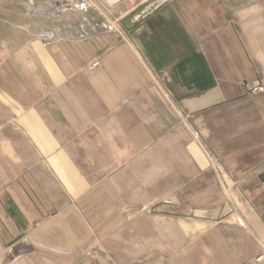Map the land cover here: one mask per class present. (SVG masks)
<instances>
[{"label": "crops", "instance_id": "0c3cea01", "mask_svg": "<svg viewBox=\"0 0 264 264\" xmlns=\"http://www.w3.org/2000/svg\"><path fill=\"white\" fill-rule=\"evenodd\" d=\"M49 34L0 52V264H264V0Z\"/></svg>", "mask_w": 264, "mask_h": 264}, {"label": "rangeland", "instance_id": "374dc122", "mask_svg": "<svg viewBox=\"0 0 264 264\" xmlns=\"http://www.w3.org/2000/svg\"><path fill=\"white\" fill-rule=\"evenodd\" d=\"M135 1L142 3L143 8L154 0ZM107 2L115 4L113 0H0V52L2 46L15 47L23 41L43 40L47 43L51 39L48 38L50 30L55 27L62 39L77 40L71 39L70 35H75L80 26L106 25L108 20L114 21L109 16L112 8ZM82 3L88 5L87 13L77 9ZM125 20L119 24L120 28L125 29Z\"/></svg>", "mask_w": 264, "mask_h": 264}, {"label": "built area", "instance_id": "2783aa9c", "mask_svg": "<svg viewBox=\"0 0 264 264\" xmlns=\"http://www.w3.org/2000/svg\"><path fill=\"white\" fill-rule=\"evenodd\" d=\"M77 9L84 11L85 13L88 12L89 8L86 3H82L81 5L77 6ZM120 27L115 25V23H106L105 24H96V25H83L79 27V30L76 32L75 35L71 34V39L77 40H85L88 38L96 37L103 33H111L119 31ZM99 65L98 62L94 63L92 68H96ZM255 91H264V88H257ZM264 257H260L257 259L258 262H261Z\"/></svg>", "mask_w": 264, "mask_h": 264}, {"label": "water", "instance_id": "95a60500", "mask_svg": "<svg viewBox=\"0 0 264 264\" xmlns=\"http://www.w3.org/2000/svg\"><path fill=\"white\" fill-rule=\"evenodd\" d=\"M172 0H154L147 4L123 22L126 30L131 31L144 20L155 14L158 10L170 3Z\"/></svg>", "mask_w": 264, "mask_h": 264}, {"label": "bare ground", "instance_id": "6f19581e", "mask_svg": "<svg viewBox=\"0 0 264 264\" xmlns=\"http://www.w3.org/2000/svg\"><path fill=\"white\" fill-rule=\"evenodd\" d=\"M114 2H117L118 0H113ZM111 2V1H110Z\"/></svg>", "mask_w": 264, "mask_h": 264}]
</instances>
